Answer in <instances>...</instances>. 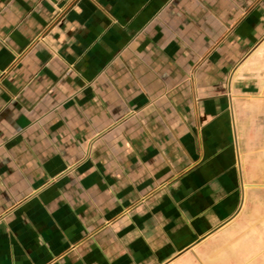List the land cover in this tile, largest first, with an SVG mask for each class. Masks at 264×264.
Instances as JSON below:
<instances>
[{"label":"crops","instance_id":"0c3cea01","mask_svg":"<svg viewBox=\"0 0 264 264\" xmlns=\"http://www.w3.org/2000/svg\"><path fill=\"white\" fill-rule=\"evenodd\" d=\"M0 264H264V0H0Z\"/></svg>","mask_w":264,"mask_h":264}]
</instances>
